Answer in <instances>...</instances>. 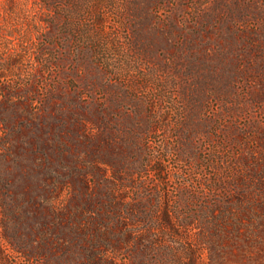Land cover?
I'll return each mask as SVG.
<instances>
[{"label": "rangeland", "instance_id": "374dc122", "mask_svg": "<svg viewBox=\"0 0 264 264\" xmlns=\"http://www.w3.org/2000/svg\"><path fill=\"white\" fill-rule=\"evenodd\" d=\"M0 264H264V0H0Z\"/></svg>", "mask_w": 264, "mask_h": 264}]
</instances>
